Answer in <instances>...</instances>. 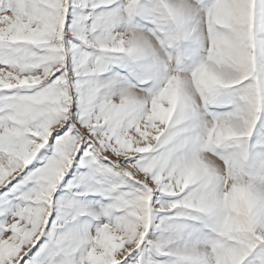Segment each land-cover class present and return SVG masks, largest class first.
Returning <instances> with one entry per match:
<instances>
[{
    "label": "snow or ice",
    "instance_id": "1",
    "mask_svg": "<svg viewBox=\"0 0 264 264\" xmlns=\"http://www.w3.org/2000/svg\"><path fill=\"white\" fill-rule=\"evenodd\" d=\"M0 264H264V0H0Z\"/></svg>",
    "mask_w": 264,
    "mask_h": 264
}]
</instances>
